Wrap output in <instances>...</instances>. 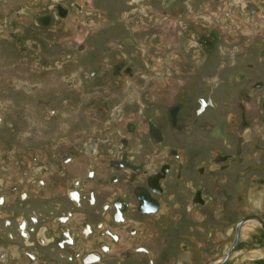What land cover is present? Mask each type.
I'll list each match as a JSON object with an SVG mask.
<instances>
[{
  "label": "flooded vegetation",
  "instance_id": "obj_1",
  "mask_svg": "<svg viewBox=\"0 0 264 264\" xmlns=\"http://www.w3.org/2000/svg\"><path fill=\"white\" fill-rule=\"evenodd\" d=\"M130 1L127 15L138 16L141 24L160 21L148 10L157 7L169 22L166 33L140 31L99 45L105 28L97 34L88 33L52 65H32L30 69L31 64L24 62L32 73L37 67L50 73L52 69L78 67L84 60L80 65L83 73L74 68L69 78L61 79H71V87L80 88L84 96L78 108L74 104L71 116L78 117L83 106L95 124L85 125L86 120L78 119L69 125L58 124L61 130H71L66 142L69 153L59 158V163H75V151L94 157L101 153L104 161L88 167L83 179L71 176L65 196L72 208L82 207L83 198H88L92 216L108 218L117 226L115 245L102 243L99 250L83 252L80 258L58 249L78 245L69 228L62 231L63 239L54 243L46 234L48 228L40 226L36 238L40 246L49 245L50 257L37 264H157L162 259L167 264L168 253L156 250V225L168 229L174 218L179 222L197 218V222L192 220L197 228L212 233L215 229L210 225L236 206L264 201V0H155L151 5L146 0ZM101 3L95 6L99 8ZM74 7L78 11L83 8L78 2ZM69 14L65 4L55 2L37 13L34 21L42 29L59 33L63 25L58 21ZM85 20L81 23L91 31L89 24L95 20ZM28 47L40 49L35 41H29ZM20 51L26 53L27 46ZM92 54L97 60L92 61ZM15 85L33 92L46 84L18 80ZM39 103L44 105L45 99ZM23 107L32 111L26 102ZM47 110L51 117L59 113L55 106ZM28 119L27 128L16 136L19 142L43 137V124L32 116ZM88 186L85 195L82 191ZM254 188L263 193L254 196ZM24 194L15 207H5L6 196L0 195V209L14 212L18 234L14 237L11 231L5 232L8 238L31 246L33 227L27 213L32 212L37 221L35 211L42 207L39 216L43 217L47 205ZM250 215L264 223L260 213L252 212L239 220ZM69 216L71 211H64L58 219L64 222ZM238 221L225 251L202 264L225 262L238 245L246 222H255L264 232L257 219L244 221L235 247L225 256ZM0 222L6 228L12 224L9 219ZM90 231V227L85 229L86 234ZM180 247L188 248L184 243ZM16 248H11L13 254H18ZM8 253L0 247L2 264H7ZM16 264L23 263L19 259Z\"/></svg>",
  "mask_w": 264,
  "mask_h": 264
},
{
  "label": "rangeland",
  "instance_id": "obj_2",
  "mask_svg": "<svg viewBox=\"0 0 264 264\" xmlns=\"http://www.w3.org/2000/svg\"><path fill=\"white\" fill-rule=\"evenodd\" d=\"M97 1L0 0V101L2 102L0 105V195L6 196L5 207L17 206L24 193L30 197H38L47 205L43 217L39 216L42 207L35 211L38 216L37 221L33 220L32 212L27 213L29 225L33 227L32 230L30 229V235L34 245L31 246L23 245L20 239L8 238L5 232L11 231L14 237L18 234L14 212L7 208L0 209V220L3 218L4 221L9 219L12 222L9 228L0 222V247L9 252L7 264H16L19 259L23 264H37L36 261L50 257L47 254L49 245L40 246L36 238L40 226L48 228L46 234L55 239L54 243L63 239L62 231L69 228L78 245L58 249L76 253L75 258H80L83 252L99 250L102 243L115 245L113 234L116 233L114 229L117 226H113L108 218L92 216V206L88 203V198H83L82 207L72 208L65 196L71 176L85 178L88 167L93 163L99 166L103 163L102 154L94 157L75 151V163H64V165L59 163V158L69 153L66 142L71 138V130H61L58 124L69 125L75 119L83 122L86 120L85 125L95 124V119L88 114L90 111L83 106L79 108L78 117L74 119L71 116L74 104L78 108V102L84 96L81 95L80 88L71 87L70 83L73 82L71 79L70 82L61 79L69 78L71 69L76 68L81 72L80 65L84 60L78 67L72 65L62 70L52 69L50 73L41 69L42 67H37L36 73L30 72L32 65L49 66L58 59L62 60L65 54L72 51L74 44L86 39L88 33L93 35L96 32L97 34L105 28L106 32L98 39L101 41L99 45L124 34L136 35L140 31L166 33L169 22L157 7H149L148 10L149 13L160 18V21L141 24L138 23V16L134 19L132 15H127L131 10V4L127 3L130 0L98 1V4L102 2L99 8L95 6L98 5L95 3ZM55 2H62L70 9V14L58 21V24L63 25V31L59 33L51 28L42 29L34 21L37 13L46 11ZM75 2L83 7L82 10L78 11L74 7ZM150 2L153 3L155 0H146L149 5H151ZM85 19L95 20L94 24H89L91 31L88 30L89 26L81 23V20ZM29 41L37 42L40 49L36 51L28 47ZM24 46H27L26 53L20 51V47ZM90 57L92 61L98 58L96 54ZM25 61L31 64L30 69L25 66ZM83 72L84 69L81 73ZM18 80L29 84L43 81L46 85L42 90L26 92L23 87H16ZM39 99H45V104H40ZM24 102L30 104L32 111L25 110ZM53 106L59 113L51 117L47 108ZM60 113L64 115L61 116ZM28 116H32L43 124L40 126L43 137L35 140L29 138L19 142L16 136L21 129L27 128L30 122ZM89 188L90 186L85 187L83 194L86 195ZM95 190L97 192L100 188ZM259 192L263 193V190L254 188L252 194L255 196ZM38 204L42 205L40 201ZM64 211H71V216L63 222L58 217ZM250 212L260 213L264 219V201H250L246 206H236L228 215L219 217V221L215 223L216 226L210 225L215 229L212 233L208 231L209 229L201 231L199 227L197 228L195 225L197 218L187 217L182 222H179V218H174L172 227L168 229L156 225L154 237L156 250L158 253L163 251L168 253L169 264H202L225 251L233 240L235 222ZM87 227H90L91 231L86 234ZM107 229L110 234L102 235V231ZM118 233L123 232L120 230ZM181 243L186 244L188 248L181 249ZM15 246H17L15 250L18 254H13L11 250ZM121 256L122 254L116 257ZM2 263L0 261V264ZM157 264L165 263L162 259L161 263L157 262ZM222 264H264V232L255 222L248 221L243 225L238 245Z\"/></svg>",
  "mask_w": 264,
  "mask_h": 264
},
{
  "label": "water",
  "instance_id": "obj_3",
  "mask_svg": "<svg viewBox=\"0 0 264 264\" xmlns=\"http://www.w3.org/2000/svg\"><path fill=\"white\" fill-rule=\"evenodd\" d=\"M257 219L258 221H259V223H260V225H261V227L263 228V230H264V223H262V221L260 220V218L259 217H257L256 215H250V216H247V217H244V218H242L241 220H239L238 221V223H237V225H236V233H235V239H234V241H233V244H232V246L229 248V250L226 252V254H225V256H227L229 253H230V251L235 247V245H236V243H237V241H238V237H239V232H240V226H241V224L244 222V221H246V220H248V219ZM205 264H214V263H205Z\"/></svg>",
  "mask_w": 264,
  "mask_h": 264
}]
</instances>
